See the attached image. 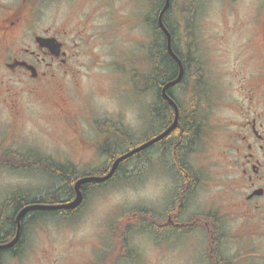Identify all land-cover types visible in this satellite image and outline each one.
Wrapping results in <instances>:
<instances>
[{"label": "rangeland", "instance_id": "374dc122", "mask_svg": "<svg viewBox=\"0 0 264 264\" xmlns=\"http://www.w3.org/2000/svg\"><path fill=\"white\" fill-rule=\"evenodd\" d=\"M181 1L187 3L178 0ZM145 3L141 6L139 0H0V14L25 7L34 9L33 15L28 13L22 24L24 35L19 33L14 38L16 45L25 47L33 31L50 28L58 32V37L75 54L66 68L55 66L44 78L56 81L60 90L55 93H62V106L68 115L59 114L56 107L46 109L37 102L42 95H35L37 88L55 96L53 87L47 83L13 76L14 81L1 84V90L9 85L17 101L11 110L0 107V145L8 146L12 141L11 149L17 148L22 153L37 151L60 161L73 160L72 164L83 170L103 160L98 145L103 136H112L111 124L119 122L137 138L144 134L148 126L143 113L154 101L153 92L137 83L150 68L147 53L152 35L149 21L146 25L144 18L151 9L148 0ZM263 10L264 0H200L197 47L203 54L204 71L212 81L213 93L221 99L208 108V122L212 126L209 131H213L214 138L204 142L201 150L206 155L194 167L205 176V190L213 205L220 199L227 200L225 204L229 200L223 173L227 133L224 126L230 117L235 118L238 80L242 77L241 82L246 83L244 77L250 74L248 59L252 44L260 42L262 36L260 31L253 35L252 29L260 26ZM240 64L242 73L238 75ZM64 69H68L67 75ZM53 182L33 169L0 168V202L10 189L25 188L33 193ZM172 190V173L153 155L142 176L109 183L88 194L74 220L42 218L31 225L25 236V254L21 256L26 263H21L46 264L34 261L44 252L43 255L57 258L58 264H78L84 256H89L85 264H97L92 257L111 250L114 264H202L201 238L169 235L159 242L151 233L137 229L134 216L130 217L132 210L145 206L153 212L161 211ZM202 190L203 187L198 192ZM145 215L140 221L138 218V224L141 220L146 222L148 215ZM236 222L231 221L232 226ZM110 225L114 226V232ZM226 241L225 250L234 254L240 244L237 235L228 232ZM66 257L69 258L63 259ZM4 261L12 264L10 259Z\"/></svg>", "mask_w": 264, "mask_h": 264}, {"label": "flooded vegetation", "instance_id": "af4514ba", "mask_svg": "<svg viewBox=\"0 0 264 264\" xmlns=\"http://www.w3.org/2000/svg\"><path fill=\"white\" fill-rule=\"evenodd\" d=\"M139 1L141 6L142 2L144 5L146 4V0ZM181 2L169 0L172 16L170 20L172 27L170 30L164 24L163 17L162 23L165 29L157 21L159 31L165 36V52L176 64V76L161 84L159 93H156L155 101L157 102L160 97L170 104L173 121L175 114L173 104L163 97L162 89L165 84L172 82L178 76L179 63L177 59H179L182 65L183 75V61L185 60L188 69L186 73L187 85H179V80L175 84L169 85L171 89L169 93L167 91L169 86L165 92L178 108L177 135H182L183 130V125L179 121V105H181L180 109L183 112L191 113L193 124L197 129V134L190 143L191 147L189 146L190 148L188 147L189 149L183 155L184 161L191 168V172H189L191 176L188 174V176L182 177L177 173H172L173 190L169 202H167L161 211H158L160 215L157 219L148 220L147 218L145 219V224L152 223L161 229L169 228V235L172 236L184 235L192 240L201 238L202 247L199 251V256L202 264H264V10L262 11L260 26L252 29L253 35H256L260 31L262 36L260 42L252 44V50L248 59V61L250 60V74L244 77L246 83L241 82L242 77L238 80L237 108L233 112L235 118L232 119L230 117L228 123L224 126L227 133L224 134V138L226 139L224 151L226 165L223 168V173L228 183L229 200L225 204L227 200L220 199L217 204L213 205L211 203L212 200L209 199L210 195L205 190V176L200 174V171L194 167V164L206 155L203 156L201 150L204 142L208 141L211 137L212 139L214 138L213 131H209L212 126L209 125L207 113L208 108L216 103L217 100H220L221 97L218 96L216 98L213 93L211 88L212 81L204 71L205 60L203 54L197 47V30L199 28L196 26L197 17L201 13L199 11L200 0H187V3ZM148 4L151 10L148 11V14L144 18L145 23L148 21V16L155 15L152 11L155 8V1L148 0ZM164 4L165 0H163L156 14V20ZM73 6L76 7V4ZM136 6L139 7V5H134V7ZM75 9H77V12L79 11V8ZM113 10H110L108 19H110ZM33 12L34 9L30 8L27 10L25 7L7 12L6 14H0V72L2 73L0 74V90L2 83L12 82L14 81V77L29 78L30 81L40 80L53 87L55 96L50 94V92L46 94L41 88H37L35 89V95L42 94L37 99V102L45 105L46 109H49L48 106L56 107L58 113L65 116L69 113L62 106V93H55V90L59 91L60 88L55 85L56 81L44 80V78L48 77V73L53 71L52 69L55 66L59 69L66 68L68 62L71 61V58L75 54L69 50L67 42L58 37V32L51 31L50 28L43 29L42 31H33L30 35L25 32L26 36L28 35L29 37V43L25 47L23 45H16L14 38L19 33L24 35L22 24L27 19L26 15L28 13L33 15ZM128 13H131V11ZM108 19L103 26V34L106 33L104 28L108 23ZM141 21L139 19V22ZM27 23H29V20ZM38 37L54 39L53 46L43 44ZM189 37H192V43L187 42ZM56 43H59L58 47L55 46ZM169 47L171 52L169 51ZM63 73H68V69H64ZM241 73L242 65L240 64L238 75H241ZM3 88L4 90L0 91V107L2 105L5 107L4 109L11 110L17 100L9 85H5ZM144 115L146 117L145 125L148 126L146 131L148 132L149 127H152V125L150 126L151 118L147 112L143 113V117ZM107 137L109 136H103L100 144ZM91 141L94 145L95 142L92 139ZM10 143H7L8 146L0 145V163L19 162L18 154L20 151L17 148L11 149L12 143ZM153 155H157L162 161L159 152L152 151L151 157ZM56 162L73 163V160L69 162L56 159ZM0 168L18 171L17 165H0ZM192 176L193 178H191ZM202 187L204 190L198 192ZM15 189H10L9 191L11 192ZM9 191L5 192L8 193ZM83 199L82 193V201ZM145 214L146 210L143 214L135 213V218H133L135 224L138 221V217L140 215L146 216ZM125 220L128 221L129 217L125 218ZM233 220L237 221L234 226L231 224ZM112 226L110 225L109 228ZM112 232H114V229ZM228 232H233V235L236 234L240 240L241 245L239 244V247L235 248L234 254L225 250L228 243L226 241ZM111 237L114 238L113 235ZM240 247L242 248L240 249ZM110 252L111 250H103L99 256L92 257V259H95V263L97 264H114V261L111 259L112 253ZM24 254V249L22 252L14 254L6 253L5 257H0V264H6L5 259H10L12 264L26 263L24 259L23 261L21 259V256ZM43 254L44 252H42L41 256H36L34 261L40 263L44 261L46 264H58L57 258ZM68 258L63 259L67 260ZM88 259L89 256H84L78 264H85ZM110 259L111 261L109 262Z\"/></svg>", "mask_w": 264, "mask_h": 264}, {"label": "trees", "instance_id": "16d2710c", "mask_svg": "<svg viewBox=\"0 0 264 264\" xmlns=\"http://www.w3.org/2000/svg\"><path fill=\"white\" fill-rule=\"evenodd\" d=\"M154 1L155 8L152 11L155 15L152 14L151 17H147L152 35L147 53L150 68L148 74L145 75L144 78L141 77V79L137 80V83L141 86V88L143 87L150 90L154 94V101L149 104L147 108V112L151 118L150 126L152 125V127H149L148 132L146 131L139 138H137L119 122L111 124L110 127H112L111 130L113 131L112 136L107 137L103 143L98 145V150L103 156V160L99 164L87 167L83 170L77 169L72 163L56 162V160L48 156H44L37 151H29L27 153L20 152L18 154L19 162L16 163L18 170L33 169L42 172L49 178L55 180V182L51 183L48 188L41 191H34L33 193L30 189L17 188L6 194L0 202V243H4L13 238L16 231L15 216L21 208L29 204H58L71 200L74 197L73 184L77 179L84 176L103 175L109 170L110 166L118 156L128 152L149 138H152L156 134L164 131L171 124L172 108L170 104L165 102L160 97L156 102L155 97L156 93H159L161 84L176 76V64L165 52V36L159 31L157 25L156 14L160 9L163 0ZM170 7L171 3L168 5V8L163 14L164 24L167 28H169V30L172 27L170 21L172 18ZM187 42L192 43V37H189ZM183 65L184 71L179 81V85L186 86V73L188 69L185 60L183 61ZM169 90H171L170 86L167 89L168 93ZM180 108L181 105H179V121L183 125L182 135H177L178 128L175 127L163 138L152 144V147H145L144 149L136 151L129 157H126L118 162L114 173L108 180L100 182L88 181L82 183L81 189L84 199L75 209L29 210L21 220V231L18 240L12 246L0 249V257H5L6 253L14 254L22 252L25 248V236L28 228L37 221L42 220V218H58L61 221L74 220L89 193L98 191L109 183H120L122 181H128L142 176L152 163V151H157L161 154L162 162L167 166L171 173H177L182 177H186L188 174L190 175L189 172H191V168L184 161L183 155L185 151L191 147L190 143L195 138L197 129L193 124L194 122L192 120L191 113L186 111L183 112ZM6 164L7 163H0V165L3 166ZM191 178H193V176ZM143 209L144 208H140L136 211L141 210L142 212L138 213L143 214L145 211V209ZM146 214L148 215L147 217L151 219H157L160 215L159 212H153L149 208H147ZM138 218L141 219L142 216L140 215ZM134 225L141 231L151 233L159 242L164 240L170 234L169 228L161 229L152 223L145 224L142 220L139 224L136 223ZM117 258L119 259L120 256H117Z\"/></svg>", "mask_w": 264, "mask_h": 264}, {"label": "water", "instance_id": "95a60500", "mask_svg": "<svg viewBox=\"0 0 264 264\" xmlns=\"http://www.w3.org/2000/svg\"><path fill=\"white\" fill-rule=\"evenodd\" d=\"M169 5V0H165V4L162 7V9L160 10L159 14H158V24L164 28L163 23H162V17L164 12L166 11V9L168 8ZM165 29V28H164ZM40 41L43 44L46 45H50L51 47L53 46V42L54 39H43V38H39ZM168 43H169V35H168ZM56 47L59 46V43H56L55 45ZM169 51L171 52V49L169 47ZM177 59V58H176ZM178 60L179 63V74L176 77L175 80H173L172 82H169L167 84H165V86L162 89V95L163 97L170 103L173 104L174 110H175V114H174V119L171 122V124L166 128V130H164L161 134H159L158 136L150 139L149 141L142 143L136 147H134L132 150L120 155L119 157H117L114 162L112 163L110 169L108 170V172H106L105 174L101 175V176H86V177H81L79 179H77L74 184H73V190L75 193V197L73 198V200L66 202V203H62V204H29L24 206L23 208H21L15 216V225H16V231L15 234L13 236V238L5 243H0V249H5L8 248L10 246H12L13 244L16 243V241L18 240L19 236H20V231H21V220L22 218L25 216V214L29 211V210H33V209H49V210H60V209H65V210H71V209H75L76 207H78L80 205V203L82 202V183L84 182H88V181H106L108 180L112 174L115 171L116 165L118 162H120L122 159L129 157L130 155H132L133 153H135L136 151H139L141 149H144L145 147H148L150 145H152L153 143H155L157 140L163 138L166 134H168L173 128L176 127L177 122H178V108L177 105L172 101V99L166 94L165 90L166 88L171 85V84H175L177 81L180 80L181 75H182V65Z\"/></svg>", "mask_w": 264, "mask_h": 264}]
</instances>
